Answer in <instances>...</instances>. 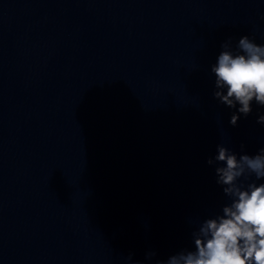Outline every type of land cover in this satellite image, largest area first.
I'll list each match as a JSON object with an SVG mask.
<instances>
[{
	"label": "clouds",
	"instance_id": "1",
	"mask_svg": "<svg viewBox=\"0 0 264 264\" xmlns=\"http://www.w3.org/2000/svg\"><path fill=\"white\" fill-rule=\"evenodd\" d=\"M221 47L211 67L214 98L231 109L239 105L229 121L236 126L239 114L247 117L252 112L253 102L264 107V45L243 36L235 51L230 39ZM257 123L264 125V115L258 116ZM207 163L216 165V183L231 203L223 206L222 215L204 220L193 233L194 250H182L157 264H264V183L255 182L264 179V147L254 155H238L219 144L217 155ZM252 176L255 180L245 187L242 178Z\"/></svg>",
	"mask_w": 264,
	"mask_h": 264
}]
</instances>
